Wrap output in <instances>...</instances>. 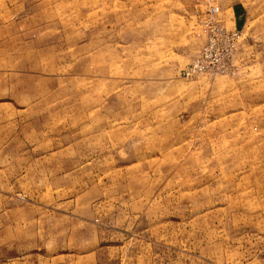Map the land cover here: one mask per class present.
Instances as JSON below:
<instances>
[{"label":"rangeland","instance_id":"374dc122","mask_svg":"<svg viewBox=\"0 0 264 264\" xmlns=\"http://www.w3.org/2000/svg\"><path fill=\"white\" fill-rule=\"evenodd\" d=\"M55 255L264 264V0H0V262Z\"/></svg>","mask_w":264,"mask_h":264},{"label":"built area","instance_id":"2783aa9c","mask_svg":"<svg viewBox=\"0 0 264 264\" xmlns=\"http://www.w3.org/2000/svg\"><path fill=\"white\" fill-rule=\"evenodd\" d=\"M217 9L213 2L206 4L200 20L203 40L197 54L181 68L183 77L231 72L230 59L237 47L238 33L221 23Z\"/></svg>","mask_w":264,"mask_h":264},{"label":"crops","instance_id":"0c3cea01","mask_svg":"<svg viewBox=\"0 0 264 264\" xmlns=\"http://www.w3.org/2000/svg\"><path fill=\"white\" fill-rule=\"evenodd\" d=\"M7 260H2L0 262V264H42L41 263V257L39 258H25V257H19L17 256V258L15 259H8L6 258ZM57 256H52L50 257L46 264H58L57 262Z\"/></svg>","mask_w":264,"mask_h":264}]
</instances>
